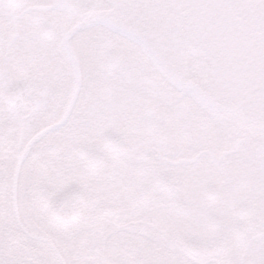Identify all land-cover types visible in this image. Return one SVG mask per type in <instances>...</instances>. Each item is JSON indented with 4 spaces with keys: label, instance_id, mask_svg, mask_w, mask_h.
Returning <instances> with one entry per match:
<instances>
[{
    "label": "snow or ice",
    "instance_id": "1",
    "mask_svg": "<svg viewBox=\"0 0 264 264\" xmlns=\"http://www.w3.org/2000/svg\"><path fill=\"white\" fill-rule=\"evenodd\" d=\"M247 7L264 0H0V35L33 27L7 8L49 29L19 45L15 135L0 115V264H264V26L237 88L216 22Z\"/></svg>",
    "mask_w": 264,
    "mask_h": 264
},
{
    "label": "flooded vegetation",
    "instance_id": "2",
    "mask_svg": "<svg viewBox=\"0 0 264 264\" xmlns=\"http://www.w3.org/2000/svg\"><path fill=\"white\" fill-rule=\"evenodd\" d=\"M4 12L14 21L17 20L20 15H26L33 25L31 29L19 31L14 27L13 30L7 33L6 37L0 35V44L10 53L8 61L11 65V67L7 69L0 68V95H4L5 86L7 88L4 112L0 113V115H6L14 121L13 135H15V129L19 127L22 122V109L29 100L27 88L35 83L27 69L23 66L24 61L23 57L19 54V45L22 41H39L49 29L39 9H26L22 13H18L15 9L7 8L4 9ZM180 15L178 10L170 13V17L174 23L178 22ZM233 15L238 21H243L241 12H239V14L233 13ZM247 23L256 31L260 30L261 26H264V22ZM236 146L239 147V144ZM78 151L81 154L84 152L83 149H78ZM217 251H219V249H217Z\"/></svg>",
    "mask_w": 264,
    "mask_h": 264
},
{
    "label": "water",
    "instance_id": "3",
    "mask_svg": "<svg viewBox=\"0 0 264 264\" xmlns=\"http://www.w3.org/2000/svg\"><path fill=\"white\" fill-rule=\"evenodd\" d=\"M243 21L235 19L232 11L227 10L216 16V22L239 34L238 45L244 56L243 69L247 79H239L236 87L241 88L250 85L255 79L259 68L257 57L260 55V49L257 44L261 39L260 30L256 31L250 27L247 22H264V13L258 12L255 8L247 7L240 10ZM209 15H215L209 13ZM246 21V22H244ZM240 67V64H237Z\"/></svg>",
    "mask_w": 264,
    "mask_h": 264
}]
</instances>
